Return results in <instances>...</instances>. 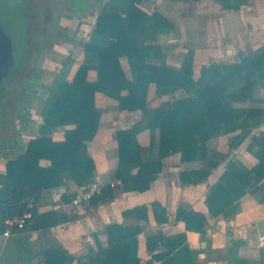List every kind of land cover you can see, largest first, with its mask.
Segmentation results:
<instances>
[{
    "label": "trees",
    "instance_id": "obj_1",
    "mask_svg": "<svg viewBox=\"0 0 264 264\" xmlns=\"http://www.w3.org/2000/svg\"><path fill=\"white\" fill-rule=\"evenodd\" d=\"M142 1L102 0L99 7L87 0L88 9L83 11L95 19L87 38L80 41L84 61L69 79L75 58L68 54L61 60L58 71L43 87L38 135L28 141L16 158L6 162V172L1 174L0 233L4 230L5 217L29 210V198L37 202L45 190L61 188L69 181L78 185L92 179L96 164L87 142L95 138L100 126L101 112L95 105L97 91L117 99L121 111L142 112L139 121L117 130L119 164L116 177L122 181L124 190H142L143 176L155 180L163 170L162 160L154 156V137L146 147L141 146L138 140L142 130L150 129L153 134L160 127L171 130L173 151L179 152L183 161L202 160L205 163L203 169L181 171L182 185L206 181L212 170L229 157L232 149L250 137L246 148L257 158V163L249 168L240 160L231 159L229 165L238 175L225 170L214 190L208 192L205 204L212 217L222 215L231 218L240 212V198L245 193L250 192L261 202L264 201V131L261 134L253 132L264 123V108L237 105L263 101L264 45L257 49H241L240 59L235 62L218 60L203 64L198 77H195V51L191 47L179 67L167 64L170 46L159 42V36L173 32L175 22L158 8L151 13L145 11L140 6ZM216 1L229 11L238 10L249 2ZM82 3L84 6L85 0ZM77 11L72 10L73 13ZM29 53L30 44L27 59ZM122 57L128 59L132 78L127 77L123 69ZM149 59L160 62L154 63ZM90 69L97 71L95 81L87 77ZM32 77L38 78L39 75ZM152 83L156 85L159 96L169 95L172 100L150 107L148 98ZM30 84L27 109L32 107L29 105L41 89V86L31 84L32 87ZM67 125L72 127L65 129V138L54 140L53 130ZM230 133L235 134L231 136L227 152L211 149L207 145L211 138ZM44 160L48 163L44 164ZM114 193L107 185L91 201L97 204L112 199ZM69 199L64 197V200ZM154 204L161 207L158 203ZM30 210L32 216L27 219L24 228L16 229L20 233L50 228L68 219V210L40 213L37 206ZM124 213L145 218L147 206H136ZM176 216L185 221L187 229L202 230L208 225L203 212L181 207ZM140 229L139 225L107 224L105 232L109 245L77 259V263L141 264L137 253ZM180 237L185 239L186 235L157 234L155 237L169 245V250L173 252L165 264L176 263L183 255L192 257L193 252L187 246L179 249ZM242 243L235 240L229 247L230 255L226 256L229 264H264V260L254 263L234 256ZM75 259L60 244L47 247L43 254L44 264H71Z\"/></svg>",
    "mask_w": 264,
    "mask_h": 264
},
{
    "label": "crops",
    "instance_id": "obj_2",
    "mask_svg": "<svg viewBox=\"0 0 264 264\" xmlns=\"http://www.w3.org/2000/svg\"><path fill=\"white\" fill-rule=\"evenodd\" d=\"M90 1L98 4L99 7L102 5V0ZM248 1L240 9L233 11L225 10L221 2L216 0H143L140 6L149 13L158 8L175 22L173 32L159 36V42L170 46L167 64L179 67L188 48L191 47L195 51L194 74L198 77L203 64L218 60L235 62L240 59L241 49H257L264 45V0ZM86 2L87 0L82 9L62 18V24L67 31L66 36L75 34L79 24L81 28L84 25L85 22L77 21L76 15L78 12L87 15V12L83 11L88 9ZM82 20L85 21L84 18ZM86 21L83 28L88 35L94 20L90 21L87 17ZM63 41L56 46L61 50L70 47V54L75 58L69 75L70 79L84 61V50L80 44L81 40L77 45ZM149 61L160 62L157 59H149ZM121 63L127 77L132 78L127 57H122ZM87 77L95 81L97 71L90 69ZM261 97H263L261 102L237 105L264 108V90H261ZM169 99L172 100L169 95L157 94L154 83L150 85L148 98L150 107H158ZM95 105L101 112L100 126L95 138L87 144L96 164L94 176L99 175L105 187L111 186L112 181L119 179L116 177L119 164L117 130L130 127L139 121L142 112L140 110L121 111L117 99L100 91L95 93ZM28 117L21 121L25 127L16 142L2 147L5 155L2 157L3 160L0 159V178L1 174L6 172V162L16 158L25 149L28 141L38 135L41 121L40 107L33 112L30 111ZM70 127L72 125L56 127L53 130V139L63 140L65 129ZM263 131L264 123L253 132L261 134ZM235 133L211 138L207 145L211 149L227 152L230 149L231 136ZM152 136L154 137V156L163 162V170L155 180H150L147 175L143 176V188L137 191L124 190L122 185L116 188L111 187L115 192L114 198L97 204L90 201L74 210H69L66 213L68 219L65 222L50 228L24 233L15 230L11 236L3 237L0 249L2 264H44V251L54 244H60L67 249L76 258L71 264H78L77 259L109 245L105 228L110 223L140 226L137 236V253L141 264H165L168 257L173 254L169 250V245L155 239L157 234L164 236L185 234V239L181 237L179 239L181 244L179 249L185 245L193 252L192 257L183 255L178 262L168 261L169 264H229L226 256L230 255L229 247L235 240H241L243 243L235 250L234 256L254 263L264 260V239L260 237L256 226V222L264 217V201L261 202L250 192L245 193L240 198V212L231 218H225L222 215L212 217L205 204L208 192L214 190L219 177L225 170L238 175L229 165L231 159H238L249 168L257 163V158L246 148L250 137L237 148L232 149L229 157L212 170L206 181L182 185L181 171L203 169L205 163L202 160L183 161L181 154L173 151V135L167 128L158 127L153 134L150 129L142 130L138 134L140 145L149 146ZM147 157L148 155L145 156ZM42 162L48 163L45 160ZM76 186L77 184L69 181L61 188L45 190L37 201L38 211L40 213L52 211L51 204L64 197L71 198ZM154 203H158L161 207L155 206ZM140 205L147 206L145 218L125 215V211ZM181 207L205 213L208 225L202 230L187 229L185 221L176 216ZM165 217L168 219H164Z\"/></svg>",
    "mask_w": 264,
    "mask_h": 264
},
{
    "label": "rangeland",
    "instance_id": "obj_3",
    "mask_svg": "<svg viewBox=\"0 0 264 264\" xmlns=\"http://www.w3.org/2000/svg\"><path fill=\"white\" fill-rule=\"evenodd\" d=\"M26 2L29 6L33 8V19L29 23V31L27 33V40L30 39V56L27 59L26 63L23 65V71L18 75L17 80L15 81L14 85L11 87V92L21 91L23 92V97L26 100V93L27 90V78L32 79L30 83L32 85L41 86V89L38 90V96L31 105L32 107L38 109L41 108L42 99H43V87H46L47 83L50 81L52 76L58 70L61 60L70 54V47L66 48L65 50H61L56 45L62 44L65 40L66 43H73L77 45L80 40L85 39L87 36L86 30L84 25L87 23V17L89 20L93 21L94 16L91 15H82L78 12L77 21L85 22L82 28L80 24L78 25V30L75 34H71L70 36H66V30L64 25L62 24V18L66 15H71L73 9H82L83 7V0H21ZM71 9V10H70ZM87 16V17H86ZM82 18L85 19L82 20ZM93 18V19H91ZM79 22V23H80ZM89 24V23H88ZM87 26V25H86ZM89 27V26H88ZM81 28V30H80ZM89 29V28H88ZM74 33V32H73ZM30 36V37H29ZM179 42V41H178ZM56 46V47H55ZM64 47V46H63ZM22 66V67H23ZM57 67V69H56ZM39 75L38 78H30V76ZM30 84V85H31ZM31 85V86H32ZM33 87V86H32ZM37 88V87H36ZM38 89V88H37ZM29 97V96H28ZM14 100V97H12ZM28 107V106H27ZM24 108V116L30 115V109ZM29 108V107H28ZM28 113V115H27ZM9 118H12L10 115ZM30 119V117H29ZM26 120V119H25ZM24 120V121H25ZM23 122H19V127L15 128V138L20 137L21 132L24 130ZM5 136H0L1 139H4ZM0 144V159L5 155L3 153V149ZM3 160V159H2Z\"/></svg>",
    "mask_w": 264,
    "mask_h": 264
},
{
    "label": "water",
    "instance_id": "obj_4",
    "mask_svg": "<svg viewBox=\"0 0 264 264\" xmlns=\"http://www.w3.org/2000/svg\"><path fill=\"white\" fill-rule=\"evenodd\" d=\"M33 8L21 0H0V50L6 61L7 75L14 73L26 60L29 48L27 33ZM264 239V217L256 222ZM3 235L0 233V249Z\"/></svg>",
    "mask_w": 264,
    "mask_h": 264
},
{
    "label": "flooded vegetation",
    "instance_id": "obj_5",
    "mask_svg": "<svg viewBox=\"0 0 264 264\" xmlns=\"http://www.w3.org/2000/svg\"><path fill=\"white\" fill-rule=\"evenodd\" d=\"M34 17H32V19ZM28 41H30V39ZM5 63L6 61H4L2 52L0 50V136H5L4 139H1L0 144L3 146L5 144H14L16 142V138L14 137L15 128L19 127V122L21 123L22 119L24 118L23 111L29 102V100H26L23 97V92L21 91L14 90V92L9 93L11 91L12 85H14L15 81L17 80L18 75L23 71L24 66L19 68L17 72L7 75ZM30 78L33 77L30 76ZM31 80L27 78V90L24 92L26 93V98L29 99L31 92L29 84ZM12 97H14V100ZM9 115L12 118H9Z\"/></svg>",
    "mask_w": 264,
    "mask_h": 264
},
{
    "label": "built area",
    "instance_id": "obj_6",
    "mask_svg": "<svg viewBox=\"0 0 264 264\" xmlns=\"http://www.w3.org/2000/svg\"><path fill=\"white\" fill-rule=\"evenodd\" d=\"M36 108H31L33 112ZM122 185L120 179H115L111 182V187L116 188ZM103 188V182L99 175H95L91 180L78 184L72 194L70 200L58 199L51 204V209L56 211L74 210L85 203L90 202L96 195L101 194ZM37 206V202L34 199L27 200V211L23 214H12L4 218L2 232L3 237H9L16 229H23L28 218L32 216L30 208ZM0 264L1 256H0Z\"/></svg>",
    "mask_w": 264,
    "mask_h": 264
}]
</instances>
